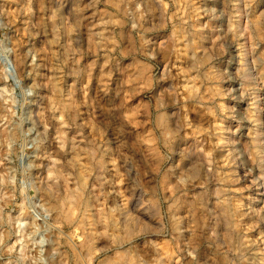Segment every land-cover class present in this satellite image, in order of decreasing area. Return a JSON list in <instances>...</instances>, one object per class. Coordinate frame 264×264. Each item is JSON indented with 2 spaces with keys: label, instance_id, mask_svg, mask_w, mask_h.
Wrapping results in <instances>:
<instances>
[{
  "label": "clouds",
  "instance_id": "1",
  "mask_svg": "<svg viewBox=\"0 0 264 264\" xmlns=\"http://www.w3.org/2000/svg\"><path fill=\"white\" fill-rule=\"evenodd\" d=\"M0 264H264V0H0Z\"/></svg>",
  "mask_w": 264,
  "mask_h": 264
}]
</instances>
